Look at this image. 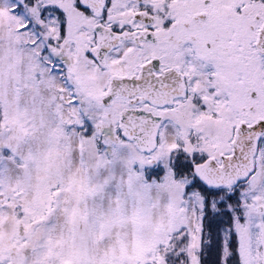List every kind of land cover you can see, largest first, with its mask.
Instances as JSON below:
<instances>
[{"label":"snow or ice","instance_id":"1","mask_svg":"<svg viewBox=\"0 0 264 264\" xmlns=\"http://www.w3.org/2000/svg\"><path fill=\"white\" fill-rule=\"evenodd\" d=\"M0 264H264V0H0Z\"/></svg>","mask_w":264,"mask_h":264}]
</instances>
